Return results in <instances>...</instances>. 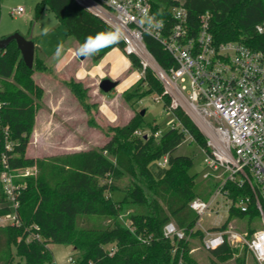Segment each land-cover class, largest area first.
<instances>
[{"label":"trees","instance_id":"trees-1","mask_svg":"<svg viewBox=\"0 0 264 264\" xmlns=\"http://www.w3.org/2000/svg\"><path fill=\"white\" fill-rule=\"evenodd\" d=\"M150 2L152 13L171 26L175 7H185L194 26L198 25L201 15L209 12L216 44L238 42L264 52V35L255 30L264 21V0ZM44 6L63 22L68 36L79 45L89 35L112 29L74 0H42L37 6L38 14ZM145 42L161 67L168 70L173 60L161 44L148 36ZM124 46L122 39L94 57L99 60L116 48L124 51ZM41 53L36 48L34 67L30 69L16 42L0 50V218L12 213L1 179L4 159L15 173L21 169H37L36 174L15 179L21 186L17 195L20 224L0 227V264H56L51 244L68 245L79 253L68 264H179L181 257L185 264H195L189 255L191 240L168 239L164 228L174 222L181 229L191 230L198 217L190 203L195 198L208 200L217 183L209 195L199 190L197 175L191 174L194 160L175 155L186 141L183 132L173 128L159 136V128L151 126L150 138L134 137L145 120L140 118L126 128L117 129L100 150L41 159L26 156L36 116L42 107L39 101L44 95L33 75L36 71H51ZM129 57L133 66H139L136 57ZM145 81H148V91L163 93V88L149 73ZM64 84L88 113L91 105L87 104L82 84L73 80ZM169 102L165 97L166 107ZM174 115L176 122L184 125L194 138L193 142L207 151L206 139L192 120L181 110L174 111ZM164 157H168L167 167H160L158 162ZM229 187L234 200L248 193L245 189ZM245 216L258 215L253 207L248 213L232 207L222 228H228L234 218ZM255 231L248 230L250 234ZM202 238L203 233L199 231L192 239L201 242ZM233 251L237 250L225 245L210 253L225 257Z\"/></svg>","mask_w":264,"mask_h":264},{"label":"built area","instance_id":"built-area-1","mask_svg":"<svg viewBox=\"0 0 264 264\" xmlns=\"http://www.w3.org/2000/svg\"><path fill=\"white\" fill-rule=\"evenodd\" d=\"M74 1L110 28L123 31L124 53L139 60L143 76L149 69L158 74L164 87L158 101L168 97V110L184 112L205 136L203 178L213 177L217 188L208 200L195 198L190 203L198 217L191 230L169 222L164 236L190 241L195 232L201 231L204 250L211 252L229 245L244 249L257 264H264V52L238 42L216 44L209 12L201 15L194 26L188 10L175 7L171 26L152 13L150 0ZM23 12L22 7L12 10L13 15ZM255 30L264 35V21ZM147 36L158 41L172 58L173 65L168 70L148 50ZM176 129L186 135V141H194L184 125L177 123ZM7 148L11 149V145ZM3 164L1 179L12 213L0 218V227L20 224L17 195L21 186L15 179L31 175L30 169L13 172L6 159ZM167 164L168 157L158 162L160 167ZM230 185L248 193L234 200ZM218 198L229 202L228 213L232 207L242 213L253 207L262 228L253 234L240 233L232 226L222 228L225 221L205 229L202 218L212 211ZM177 250L175 247L174 254ZM179 264H185L183 257Z\"/></svg>","mask_w":264,"mask_h":264},{"label":"rangeland","instance_id":"rangeland-1","mask_svg":"<svg viewBox=\"0 0 264 264\" xmlns=\"http://www.w3.org/2000/svg\"><path fill=\"white\" fill-rule=\"evenodd\" d=\"M41 2L42 0H3L1 5L0 40L15 34L24 36L35 43L51 66L50 72L36 71L33 75L35 82L43 88L44 95L39 101L42 107L36 116L34 132L26 151L27 157L53 158L100 150L116 134L117 129L126 128L133 120L140 118L145 120L134 132V137L150 138L153 135L151 126L159 128V136L176 128L174 112L168 110L164 101H158L163 93L148 91V81H145L148 73L164 90L157 73L149 69L143 76L141 65L133 66L130 57L119 48L99 60L94 56L80 60L79 43L68 36L65 25L54 12L44 6L40 14L37 13V6ZM18 7H22L24 12L13 15L12 10ZM61 44L63 51L57 57L56 48ZM104 79L118 82L117 88L109 93L103 92L100 83ZM70 80L81 83L86 90V101L91 105L88 113L64 84ZM0 83L2 84V80ZM142 111H145L144 115L141 114ZM175 155L188 156L194 160L191 174L197 175L199 190L209 195L216 182L213 177L203 178L206 152L197 142L189 140L178 148ZM111 158L114 160V157ZM30 172L31 175L36 174V167L30 168ZM228 207V201L218 198L212 211L202 218L203 227L207 229L223 224L229 215ZM229 226L244 233L249 228L260 230L262 222L259 216H245L234 218ZM191 247L189 255L195 264H256L244 249H236L228 256L217 257L204 250L198 239L191 240ZM50 249L56 264H68L69 259H76L79 255L68 245L51 244Z\"/></svg>","mask_w":264,"mask_h":264},{"label":"clouds","instance_id":"clouds-1","mask_svg":"<svg viewBox=\"0 0 264 264\" xmlns=\"http://www.w3.org/2000/svg\"><path fill=\"white\" fill-rule=\"evenodd\" d=\"M124 38V33L120 28H113L109 31L98 32L95 35H89L78 49V55L91 57L98 54L103 48L117 44ZM63 51V45H58L55 55L59 57Z\"/></svg>","mask_w":264,"mask_h":264},{"label":"water","instance_id":"water-1","mask_svg":"<svg viewBox=\"0 0 264 264\" xmlns=\"http://www.w3.org/2000/svg\"><path fill=\"white\" fill-rule=\"evenodd\" d=\"M16 42L18 49L21 51L22 58L25 64L32 69L34 67V59L36 53V46L33 41L27 40L24 36L20 34H15L8 38L0 40V50L6 49L11 43ZM86 57L80 56V60H84ZM100 89L105 92L109 93L112 92L114 89L117 88L118 82L113 81L111 79H104L100 83ZM142 115L145 114V111H142Z\"/></svg>","mask_w":264,"mask_h":264}]
</instances>
